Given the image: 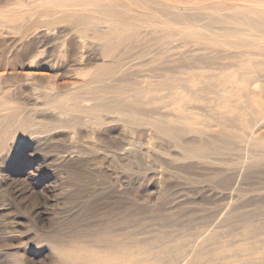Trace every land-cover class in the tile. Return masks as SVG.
Listing matches in <instances>:
<instances>
[{"label": "rangeland", "instance_id": "1", "mask_svg": "<svg viewBox=\"0 0 264 264\" xmlns=\"http://www.w3.org/2000/svg\"><path fill=\"white\" fill-rule=\"evenodd\" d=\"M111 1L0 0V264H264V159L211 161L214 35Z\"/></svg>", "mask_w": 264, "mask_h": 264}, {"label": "bare ground", "instance_id": "2", "mask_svg": "<svg viewBox=\"0 0 264 264\" xmlns=\"http://www.w3.org/2000/svg\"><path fill=\"white\" fill-rule=\"evenodd\" d=\"M74 1L82 4L95 0ZM116 1L106 2L108 5L105 7L117 10L121 16L136 18L137 21L133 22L136 30L149 23V16L156 13L160 17L169 15L175 20L178 17L214 35L211 46L214 79L211 87L215 124L209 148L218 185H231L234 175L222 176L221 168L233 169L235 164L230 153L236 142H232V137L243 143L242 148L238 146L246 152V162L264 159V0H235L231 3L224 0H184L182 4L170 0ZM126 1L133 2L131 6L135 9H129V12L126 7L130 6ZM224 69H228L226 74ZM209 87L210 84L203 89ZM113 104L106 101L99 106L109 111L122 107L120 102ZM222 118L229 120L226 125L229 130L223 131ZM118 150L129 153L122 145ZM261 176L264 177V168L241 174L243 180Z\"/></svg>", "mask_w": 264, "mask_h": 264}]
</instances>
